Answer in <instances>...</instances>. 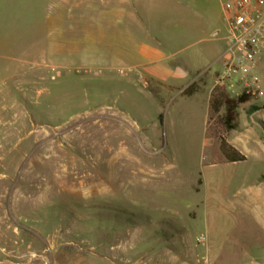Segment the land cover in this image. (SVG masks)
Wrapping results in <instances>:
<instances>
[{"label":"rangeland","instance_id":"374dc122","mask_svg":"<svg viewBox=\"0 0 264 264\" xmlns=\"http://www.w3.org/2000/svg\"><path fill=\"white\" fill-rule=\"evenodd\" d=\"M225 1L179 0L164 10L169 22L154 28L164 48L180 49L173 66L201 65L202 38L219 14L226 34L219 13ZM111 13L108 0H0V193L18 197L11 204L20 237L34 242L25 258L35 264H176L173 246L181 254L189 250L188 264H202L204 218L188 214L202 196L191 193L190 184L213 170L225 195L214 218L222 264L262 258L264 226L235 222L237 167L208 166L219 156L218 137L233 141L244 127L206 131L203 92L182 94L168 87L171 79H150L142 68L93 64L91 58L115 48L106 21ZM125 24L127 18L120 27ZM102 30L106 40L100 42ZM226 83L231 96L244 90ZM263 102L264 88L240 112ZM258 132L264 139V123ZM263 155L242 165L250 183L264 181Z\"/></svg>","mask_w":264,"mask_h":264},{"label":"crops","instance_id":"0c3cea01","mask_svg":"<svg viewBox=\"0 0 264 264\" xmlns=\"http://www.w3.org/2000/svg\"><path fill=\"white\" fill-rule=\"evenodd\" d=\"M178 1L108 0L112 13L109 20H106L108 22L107 28L116 35L114 40L115 48L112 51L109 50L110 52L106 54L98 55L95 60L91 58V61H93V64L98 63L110 69H118L120 67L139 70L142 68L150 79H158L164 82H166V78L171 79L172 82H169L168 86L170 89L184 90L188 86L194 85L195 92L193 94L201 91L204 94V98L207 96V101L203 98L206 104L204 125L207 131L210 112L209 99L212 90L218 84V76L221 72L224 57V50L220 49V43L224 41L226 46V34L221 35L223 28L219 14L208 23L207 29L209 33L202 38L207 43L198 53L202 60L200 66L203 69L201 70L200 66L188 69L173 66V58L180 49H173L168 44H165L164 48V43L157 37L154 27L160 21L169 22V13L164 10L172 4L171 2L177 3ZM220 12L223 13V4ZM124 18H127V24H125L124 28H121L120 21L124 20ZM98 34H100V42L104 39L106 40L103 30ZM182 37H186V40L190 39L191 44L195 43L193 37L186 35ZM192 58L195 61L198 59V57L195 59L193 56ZM254 72L259 77L260 88H264V58L257 63ZM143 83L148 86V78H144ZM222 84L220 83V85ZM227 84L226 86L222 85L226 91L229 88ZM236 85L243 87L242 84ZM250 102L251 100L247 103ZM242 105L238 107L236 128L240 123L239 126L244 127V130H242V134L236 133L233 141L227 142L244 156V160L228 161L218 145L214 153H218L219 156L216 160L209 161L208 166L213 168L217 165L229 163L237 167L238 186L235 190L233 201L236 225L256 222L264 226V181L255 180L250 183L248 180L250 176L248 167L242 166L248 162L250 157L256 156L260 158L264 154V139L258 134L259 125L264 123V102L262 104L251 103L247 109V114L240 112ZM253 106L256 107L250 109ZM216 172V170H213L202 176L199 174L197 178L195 177L191 181V193L199 194L202 198L193 200L188 214L193 219L198 213L203 215L208 237V246L204 257L208 258L212 264H222L220 249L214 246L217 237L220 235L217 232L220 227L216 226L214 218L218 217L219 212L223 209L222 203L225 195L224 189H222V179L218 177L219 172ZM3 201H7L10 206L8 204L3 209L1 204ZM16 201H18L17 195L0 193V264H35L33 260L25 258L29 248L33 247L34 242L32 240L29 241L26 237H20V230L17 224L19 215L16 210H12L13 205L11 204ZM183 245L185 244L183 243ZM11 246H15V248ZM20 247L23 248L20 249ZM174 248L173 246L171 247L174 251L171 262L188 264L189 250L185 249V254H181L179 251L175 252ZM232 255L235 257L237 253ZM12 256H15L16 260H12ZM240 264H264V255L262 258H255V256L245 258Z\"/></svg>","mask_w":264,"mask_h":264},{"label":"built area","instance_id":"2783aa9c","mask_svg":"<svg viewBox=\"0 0 264 264\" xmlns=\"http://www.w3.org/2000/svg\"><path fill=\"white\" fill-rule=\"evenodd\" d=\"M223 13L226 46L218 84L233 81L257 96L261 88L254 69L264 58V0H226ZM204 239L199 236L197 242ZM202 264L211 263L204 257Z\"/></svg>","mask_w":264,"mask_h":264},{"label":"trees","instance_id":"16d2710c","mask_svg":"<svg viewBox=\"0 0 264 264\" xmlns=\"http://www.w3.org/2000/svg\"><path fill=\"white\" fill-rule=\"evenodd\" d=\"M193 92H195L194 85H190L182 90V94L188 96L193 94ZM251 99L252 95L245 90L237 96H231L224 86L217 84L212 90L209 99L210 112L207 122V131L212 130L213 133H217L215 129L220 127H224L227 130L235 129L237 125L238 107L249 102ZM255 107L256 106H253L250 109ZM218 140L220 150L224 153L228 161L244 160V156L238 153L223 136H219Z\"/></svg>","mask_w":264,"mask_h":264}]
</instances>
